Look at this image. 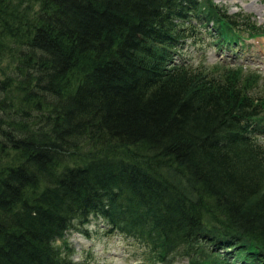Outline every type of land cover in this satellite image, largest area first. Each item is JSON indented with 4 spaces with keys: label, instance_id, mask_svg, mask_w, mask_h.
<instances>
[{
    "label": "trees",
    "instance_id": "1",
    "mask_svg": "<svg viewBox=\"0 0 264 264\" xmlns=\"http://www.w3.org/2000/svg\"><path fill=\"white\" fill-rule=\"evenodd\" d=\"M206 35L264 26L214 0H0V264H82L65 233L92 219L148 264H264V83L193 61Z\"/></svg>",
    "mask_w": 264,
    "mask_h": 264
},
{
    "label": "rangeland",
    "instance_id": "2",
    "mask_svg": "<svg viewBox=\"0 0 264 264\" xmlns=\"http://www.w3.org/2000/svg\"><path fill=\"white\" fill-rule=\"evenodd\" d=\"M226 6L228 12H248L264 26V0H214ZM206 35L199 42L189 41L188 48L192 51V60L205 57L207 62L220 59L232 64L238 62L259 73V83H264V35L245 39L246 44L234 45L230 48L216 49L209 45ZM189 40V39H188ZM251 71V70H250ZM95 220L85 225L87 233L68 230L65 233L70 246V257L82 264H148L137 255L142 249L138 244L131 243L118 233L105 232ZM184 259H177L171 264H186ZM160 264V263H153Z\"/></svg>",
    "mask_w": 264,
    "mask_h": 264
}]
</instances>
